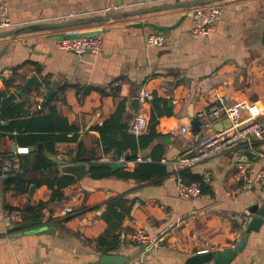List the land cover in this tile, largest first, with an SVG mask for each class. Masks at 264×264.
Masks as SVG:
<instances>
[{
  "label": "crops",
  "instance_id": "1",
  "mask_svg": "<svg viewBox=\"0 0 264 264\" xmlns=\"http://www.w3.org/2000/svg\"><path fill=\"white\" fill-rule=\"evenodd\" d=\"M173 2L176 0H0V5L9 9L11 28L31 26L0 38V90H15L36 73L42 83L18 100H25L26 116L47 113L48 104L43 112L39 110L53 98L51 103L77 127L67 135L78 134L77 139L58 142L57 154L71 161L78 156L83 158L78 161H89L105 154L96 126L109 118L123 99L130 123L136 115L131 101L147 89L153 97L170 98L174 113L163 115L157 124V131L169 141L156 139L136 160L151 161L152 147L161 142L167 159L183 151L192 153L203 134H193L191 120L212 105L217 95H229L231 102L255 101L264 110V0H222V15L209 32L198 37L192 34V6L67 28L37 25ZM183 15L186 17L177 27L164 31L167 41L163 46L147 43L151 27L135 25H171ZM97 28L102 30L98 35L103 40L100 53L65 50L60 45L59 36L66 32ZM64 85L68 87L62 93ZM77 86L94 88L80 99ZM98 88L108 93L103 95ZM151 109V100H140L139 111L147 112L149 120ZM263 118L264 114L258 117ZM183 125L190 131L175 138L173 130ZM254 142L260 159L246 161L251 175L264 165V138ZM14 143L9 136L1 138L0 153H13ZM240 153L218 154L190 168L200 175L211 172V182L196 198L178 196L177 171L163 161L168 174L160 181L139 182L116 176L89 179V174L82 180L74 177L64 188L65 199L46 207L40 221L24 217L22 210L7 205L21 208L48 200L51 189L36 186L33 195L6 190L0 178V264H103L104 252L96 238L108 227L104 214L111 211L109 201L118 196H123L118 210L130 202L135 204L131 216L126 215L121 222L123 241L113 252L128 257L124 264H186L193 254L233 247L249 220L257 215L252 210L264 205V186L245 189L235 174ZM33 159L34 153H30L28 162ZM68 206L71 211L66 210ZM24 220L33 221V225L9 230L11 224ZM139 228L154 244L145 247L129 239ZM203 264H213V260ZM230 264H264V221L249 234L245 247Z\"/></svg>",
  "mask_w": 264,
  "mask_h": 264
},
{
  "label": "trees",
  "instance_id": "2",
  "mask_svg": "<svg viewBox=\"0 0 264 264\" xmlns=\"http://www.w3.org/2000/svg\"><path fill=\"white\" fill-rule=\"evenodd\" d=\"M8 86L11 82L7 83ZM68 86L64 85L60 88L62 93ZM77 92L80 99L89 93L94 87L89 86L82 88L77 86ZM104 95L108 91L104 88H98ZM116 89L114 93L118 94ZM5 95L0 90V104L2 97ZM53 98L43 103L49 105V111L44 114L26 116L25 100L16 101L10 104L5 111V115L9 120L3 123L0 120V139L9 136L18 147V151L11 153L19 161L22 171L11 172L7 177L2 179L4 188L14 189L16 192H29L30 186L35 184L37 187L44 186L51 189V195L48 200H41L37 203H27L21 208L7 205L9 209L22 210L24 217L40 221L44 215V209L51 204L60 202L65 199L64 188L72 183L75 178L70 174H61L58 164L50 158V155L57 153L56 144L60 141L77 139L78 134L68 136L67 133L76 131L77 127L69 123L66 116L62 115L55 104H52ZM151 114L147 131L136 135L130 130L131 122L127 121L129 114L126 110V100L119 102L116 111L107 118L101 125H97L96 129L100 134V141L104 146L105 153L115 150L117 156L126 153H135L136 157L131 158V164L113 169L110 162L103 161L100 158L89 159L90 172L87 176L89 179H101L106 177H120L123 179H135L139 182L160 181L168 174V168L161 161L165 153L163 142L169 141L167 135L157 131V124L163 115H172L173 102L170 98H163L155 95L151 99ZM163 138V142L157 143L151 150V161H137L139 152L152 145L158 139ZM43 144L44 149H39L38 145ZM30 153H34V159L28 162ZM83 159L81 156L75 158V161ZM1 173V167H0ZM181 174L187 180H201L202 175L195 174L191 169L181 171ZM206 184L203 185V189ZM123 196H118L109 201L111 211L105 213L104 217L109 221L108 227L103 234L96 238L99 250L104 253L117 252L122 244V237L119 232L121 222L126 215L131 216L134 203L130 202L129 206L117 209V205L121 204ZM114 218V220H112Z\"/></svg>",
  "mask_w": 264,
  "mask_h": 264
},
{
  "label": "built area",
  "instance_id": "3",
  "mask_svg": "<svg viewBox=\"0 0 264 264\" xmlns=\"http://www.w3.org/2000/svg\"><path fill=\"white\" fill-rule=\"evenodd\" d=\"M189 1V0H176ZM192 15L194 25L192 34L198 37L209 32L216 19L223 13L222 1L211 2L205 5L192 6ZM12 21L9 9L6 5H0V30L11 28ZM164 32L152 31L146 41L149 45L163 46L167 41ZM60 45L65 50L90 51L91 53H100L103 49V40L100 36H79L76 38H62ZM140 100L147 101L153 98L152 93L147 89L140 91ZM264 114L262 107L255 101L237 100L231 102L229 95H217L216 101L200 110L199 118L202 120L201 130L202 138L195 146L192 153L183 152L174 159L162 157L161 161L173 165L177 171L176 188L177 194L182 198H196L202 194L203 185L211 182V172L205 171L201 180H187L181 174L182 170L190 169L195 164L208 160L218 154L243 151L245 148H253L255 139L264 138V118L259 120L258 117ZM229 118L231 125L224 130H217L215 124ZM149 119L145 111H139L131 121L130 130L136 135L141 134L148 129ZM190 131L189 126L183 125L173 130L175 138L181 137ZM201 135V134H200ZM254 149V148H253ZM103 161H123L125 164H131L133 161L125 160L124 155L117 156L115 150L105 153L100 158ZM0 178L4 179L11 172L22 171L19 161L10 154L0 153ZM236 176L243 181L245 189L255 185L264 186V165L260 166L255 174H249L248 163L238 162L236 167ZM71 211L72 207H66ZM129 239L134 243H142L150 246L154 244L150 235L143 229L139 228L130 234ZM22 264H38L28 262Z\"/></svg>",
  "mask_w": 264,
  "mask_h": 264
},
{
  "label": "water",
  "instance_id": "4",
  "mask_svg": "<svg viewBox=\"0 0 264 264\" xmlns=\"http://www.w3.org/2000/svg\"><path fill=\"white\" fill-rule=\"evenodd\" d=\"M216 1H222V0L176 1L173 3L162 4V5H157L153 7L131 9V10H125L121 12H112V13L101 14V15H96V16L73 18L69 20H61V21H56V22H41V23H38L37 25L49 26L53 28H67V27L80 26L83 24L99 23V22H103V21H106L112 18L127 17V16L142 14L145 12H150L153 10L167 9V8H172V7H190V6H196V5H205V4L216 2ZM185 17L186 15H183L178 22H176L175 24H171V25L161 24L157 22H138L135 25L149 26L153 29V31L164 32V31L171 30L177 27ZM29 27L31 26L12 27V28L5 29L0 32V38L11 35V34H15ZM101 32L102 30L100 28L90 29V30H73V31H69V32L62 34L59 37L60 39H62V38H76L79 36H96V35H99ZM41 83L42 81L39 79L37 74L34 73L31 76H28L25 79V82L19 88L15 90H10L9 88L5 87L4 88L5 95L2 97L1 104H0V120L3 123H8L9 120L7 119L5 115L6 108L13 102L18 101L21 95H27L36 84H41ZM50 93H51V90L48 91V95ZM131 104L135 109V113L137 114L139 112V107H140V97H134L131 101ZM191 123H192L191 129H192L193 134L194 135L199 134L201 130L202 120L199 118L198 115L193 116ZM230 125H231V122L229 118H225L222 121L217 122L215 125V128L217 130H224ZM38 147L39 149H44L43 144H39ZM13 150L14 152L18 150V146L16 143H14ZM136 156L137 154L135 153H126L124 155V158L125 160H129ZM50 158L59 165L61 174H70L74 176L76 180H82L90 172V162L89 161L75 162V161H71L68 157L63 156L61 154H57V153L50 155ZM259 159H260L259 153H257L253 148H245L243 151H241V153L239 154V158H238L240 162H246L247 160L251 162H257ZM110 165L113 169H117V168L125 166V162L113 161V162H110ZM35 188H36L35 184H32L30 186V189H29L30 195H33ZM252 211L257 212V215L253 216L249 220L244 234L235 243L233 247H229V248H225V249H221L217 251L208 250L205 252H199V253L193 254L189 256V258L186 261V264H203L211 260H213V264H230L231 261L235 258V256L245 247L249 234L253 230H258L264 221V205L261 208H258ZM29 225H33V221L24 220L17 224H11L9 226V230L23 229ZM144 246L147 247L146 244H144ZM127 261H128V257L123 256L122 254H118V253H103L101 255V262L103 264H124Z\"/></svg>",
  "mask_w": 264,
  "mask_h": 264
},
{
  "label": "bare ground",
  "instance_id": "5",
  "mask_svg": "<svg viewBox=\"0 0 264 264\" xmlns=\"http://www.w3.org/2000/svg\"><path fill=\"white\" fill-rule=\"evenodd\" d=\"M184 152V151H183Z\"/></svg>",
  "mask_w": 264,
  "mask_h": 264
}]
</instances>
